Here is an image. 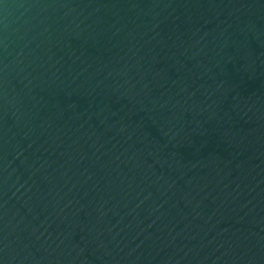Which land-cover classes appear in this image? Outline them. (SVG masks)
Wrapping results in <instances>:
<instances>
[{
	"label": "water",
	"instance_id": "1",
	"mask_svg": "<svg viewBox=\"0 0 264 264\" xmlns=\"http://www.w3.org/2000/svg\"><path fill=\"white\" fill-rule=\"evenodd\" d=\"M0 264H264V0H0Z\"/></svg>",
	"mask_w": 264,
	"mask_h": 264
}]
</instances>
